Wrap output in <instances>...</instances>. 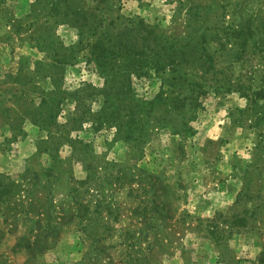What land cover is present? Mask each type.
<instances>
[{
  "label": "rangeland",
  "instance_id": "obj_1",
  "mask_svg": "<svg viewBox=\"0 0 264 264\" xmlns=\"http://www.w3.org/2000/svg\"><path fill=\"white\" fill-rule=\"evenodd\" d=\"M0 264H264V0H0Z\"/></svg>",
  "mask_w": 264,
  "mask_h": 264
},
{
  "label": "trees",
  "instance_id": "obj_2",
  "mask_svg": "<svg viewBox=\"0 0 264 264\" xmlns=\"http://www.w3.org/2000/svg\"><path fill=\"white\" fill-rule=\"evenodd\" d=\"M186 100H187V97H185V96L182 97L181 95L178 94L172 99V104L176 103L177 106L181 108V107H183V104L185 103ZM180 112H182V110H180ZM187 130H189V129H187Z\"/></svg>",
  "mask_w": 264,
  "mask_h": 264
}]
</instances>
